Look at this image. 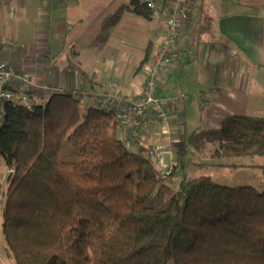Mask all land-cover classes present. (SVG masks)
<instances>
[{"label":"trees","instance_id":"1","mask_svg":"<svg viewBox=\"0 0 264 264\" xmlns=\"http://www.w3.org/2000/svg\"><path fill=\"white\" fill-rule=\"evenodd\" d=\"M125 11L153 12L130 0L103 27ZM201 19L204 33L211 19ZM6 89L14 98L1 108L8 174L0 212L15 264H264V189L209 176L183 178L178 190L167 184L208 145L215 157L264 158V118L229 115L217 128L192 131L179 165L165 172L127 148L110 102L95 108L71 92ZM256 167L264 180V165Z\"/></svg>","mask_w":264,"mask_h":264},{"label":"crops","instance_id":"2","mask_svg":"<svg viewBox=\"0 0 264 264\" xmlns=\"http://www.w3.org/2000/svg\"><path fill=\"white\" fill-rule=\"evenodd\" d=\"M129 1L0 0V60L10 59L24 80L33 79L27 88L37 95L71 92L105 106L115 93L140 95L166 21L158 11L150 18L125 11L105 29V17ZM205 13L211 27L201 33ZM181 33V56L157 82V96L178 98L168 107L169 124L153 119L126 143L165 172L197 128L229 115L264 117V0H197Z\"/></svg>","mask_w":264,"mask_h":264},{"label":"built area","instance_id":"3","mask_svg":"<svg viewBox=\"0 0 264 264\" xmlns=\"http://www.w3.org/2000/svg\"><path fill=\"white\" fill-rule=\"evenodd\" d=\"M197 0H148L146 8L158 11L163 14L166 21L163 38L157 43L152 55V65L149 74L144 81L140 95L115 93L111 96L110 104L115 108L116 122L119 132L128 137L126 143L131 139H136L142 129L155 119L162 121L165 125L168 121V107L176 101L163 100L156 94L157 82L160 73L164 68L171 65L174 57L181 56L179 50V39L190 12ZM10 59L0 60V119L2 118L3 102L13 100L14 95L6 89L7 86L17 87L15 83L24 82ZM29 83V82H28ZM28 86L22 87L26 89ZM18 90H21L20 88ZM100 107L105 106L101 99H94Z\"/></svg>","mask_w":264,"mask_h":264},{"label":"rangeland","instance_id":"4","mask_svg":"<svg viewBox=\"0 0 264 264\" xmlns=\"http://www.w3.org/2000/svg\"><path fill=\"white\" fill-rule=\"evenodd\" d=\"M231 1L233 2V0ZM192 24L194 25L195 23L192 22ZM192 35L194 36V34ZM188 54L190 55L191 53L189 52ZM180 74L181 71L178 73L176 81L178 80V76ZM27 84L32 87L35 86L33 79L27 78V80L23 82V85L25 86ZM166 94L167 93L165 92L164 94L161 95V97H165ZM161 99L166 100L165 98H161ZM170 99H178V98H169L167 100ZM82 104L86 106H91V104H89L88 101L85 100L84 98H82ZM95 104L96 105L92 104L95 108L99 107L97 103ZM256 117L264 118L263 116H256ZM217 126H204L197 129L200 130L208 127L217 128ZM186 131H191V129H186ZM214 150H215V146L208 145L204 153L199 155H190L189 157H187V159L185 160L184 168H181V165L178 166L175 176L171 177L167 182V184L170 185L174 190H178L180 181L183 178L190 179L198 176H205V177L209 176L217 184H223L228 187L250 186L253 187L255 190H259V191H262L264 189V180H262L261 170L259 167H256V165H264V158L256 157L255 159H251L249 157H244V156L231 157V158L215 157L212 156ZM154 164L157 165L159 169H161L162 166L160 164L157 163ZM177 164L179 165V163ZM7 174H8V167L5 165V162L0 155V185H1L0 209H1L2 201L4 200V195L6 194ZM0 264H15L11 253L7 249L6 242L4 241L1 212H0Z\"/></svg>","mask_w":264,"mask_h":264}]
</instances>
